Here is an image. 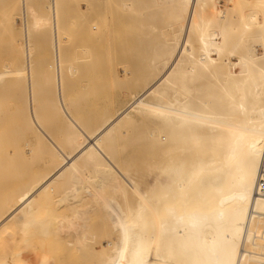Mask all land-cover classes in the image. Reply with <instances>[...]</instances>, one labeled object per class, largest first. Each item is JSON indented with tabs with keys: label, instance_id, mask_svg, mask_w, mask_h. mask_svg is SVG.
<instances>
[{
	"label": "bare ground",
	"instance_id": "obj_1",
	"mask_svg": "<svg viewBox=\"0 0 264 264\" xmlns=\"http://www.w3.org/2000/svg\"><path fill=\"white\" fill-rule=\"evenodd\" d=\"M72 1L0 0V35L21 20L0 37L4 264L59 242L85 264H264V0H118L132 27L119 53L105 39L117 92L97 108L94 55L69 54L64 26L90 7Z\"/></svg>",
	"mask_w": 264,
	"mask_h": 264
},
{
	"label": "rangeland",
	"instance_id": "obj_2",
	"mask_svg": "<svg viewBox=\"0 0 264 264\" xmlns=\"http://www.w3.org/2000/svg\"><path fill=\"white\" fill-rule=\"evenodd\" d=\"M70 3L74 6L78 5L82 8L85 6L90 7L89 9L86 10L87 12L85 13V15L80 18L70 17L69 15H71V10H67L66 16L69 17L66 18V21L64 22V26L68 30L65 34V37L67 38L66 44L69 54L73 56L75 53H78L79 55L82 56V53L84 51H87L94 55L95 71L93 72L88 71L86 73L85 82L88 87L87 89L90 92L92 91L91 87L94 86L95 94L94 96L88 98L87 100L93 102L92 104L93 107L97 108L100 107V103L107 96V94H110L111 92L114 93L117 92L116 91L117 86L115 85H112L111 88L109 87V89L106 88L103 90L102 88L103 78L105 76L103 72L105 70L104 69L105 63H104V58L102 56V52L103 49L105 48V39L114 38L115 42L109 48L112 51L119 53L121 47V39L125 37V33L127 32L128 27L129 29H131L130 26L132 27V23H130L131 21H129L128 18L129 6L118 0H100L98 2L80 0L78 2L72 1ZM29 21L31 26L35 28H38L41 24L40 21L37 19L31 18ZM20 25H21V20L20 19L15 20L13 22V26L16 29L15 32L12 34L1 33L0 37L3 39L2 41L10 42L12 39L18 37ZM42 37L43 35L40 34L39 32L33 35V40L35 45V48L33 49L34 52L33 60L35 61L44 60L45 55L47 54L46 44ZM12 59H13L12 56H8L0 52V63ZM128 59L131 62H133L132 58H128ZM123 60H124L123 57L117 55L113 60L112 64L109 65L110 69L117 70L120 77H124V72L122 71V66L120 64V62H122ZM0 70H2L1 65H0ZM93 76L95 77V80L91 81V78ZM77 83L78 82H76V85H78ZM76 85L72 87V90L76 89L77 87ZM113 86H115L116 88L115 91H114L115 88H113ZM118 89H119L118 92L121 93L120 89L122 90V88H118ZM4 100H5L4 98H0L1 102H4ZM2 118H4V115H2ZM4 124H5L4 120H2L0 123V133L2 135L4 131ZM0 155H1V149H0ZM4 230L0 232V239L3 237ZM48 243H50V241H48ZM52 245L50 243V246H48V248L49 247L50 248L44 250L43 254L41 253L42 257L33 261L31 264H85L83 263L85 262L84 260H75L72 257H70L69 255H71V252L74 253L75 251L72 250L70 252L69 248L62 242H59L56 248H54ZM4 250H5V246L3 242L0 240V264H4V255H5ZM45 253H48L46 254L47 256H45ZM57 253L61 255L60 261L58 262L54 260L56 258L54 257V255H56Z\"/></svg>",
	"mask_w": 264,
	"mask_h": 264
},
{
	"label": "built area",
	"instance_id": "obj_3",
	"mask_svg": "<svg viewBox=\"0 0 264 264\" xmlns=\"http://www.w3.org/2000/svg\"><path fill=\"white\" fill-rule=\"evenodd\" d=\"M261 177H264V162H262V166H261ZM262 179H264V178H262ZM261 183L264 184V182H262V180H261Z\"/></svg>",
	"mask_w": 264,
	"mask_h": 264
}]
</instances>
